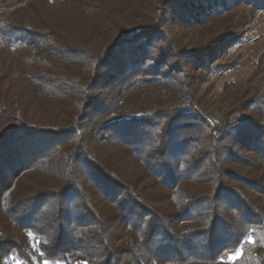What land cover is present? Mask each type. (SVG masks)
Returning a JSON list of instances; mask_svg holds the SVG:
<instances>
[{
    "label": "trees",
    "instance_id": "16d2710c",
    "mask_svg": "<svg viewBox=\"0 0 264 264\" xmlns=\"http://www.w3.org/2000/svg\"><path fill=\"white\" fill-rule=\"evenodd\" d=\"M257 10L0 13V264H264V79L211 81Z\"/></svg>",
    "mask_w": 264,
    "mask_h": 264
},
{
    "label": "rangeland",
    "instance_id": "374dc122",
    "mask_svg": "<svg viewBox=\"0 0 264 264\" xmlns=\"http://www.w3.org/2000/svg\"><path fill=\"white\" fill-rule=\"evenodd\" d=\"M25 2L11 0L9 6H0V13H7ZM214 63L224 66L211 77L219 89L229 81L245 79L255 69L259 71L258 80L264 79V10L253 14L238 41L223 48Z\"/></svg>",
    "mask_w": 264,
    "mask_h": 264
},
{
    "label": "snow or ice",
    "instance_id": "6c2138e0",
    "mask_svg": "<svg viewBox=\"0 0 264 264\" xmlns=\"http://www.w3.org/2000/svg\"><path fill=\"white\" fill-rule=\"evenodd\" d=\"M33 234L31 232H29V236H32ZM44 264H49L48 261H45Z\"/></svg>",
    "mask_w": 264,
    "mask_h": 264
}]
</instances>
